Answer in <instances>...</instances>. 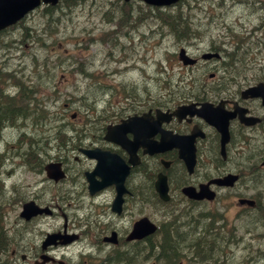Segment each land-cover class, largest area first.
<instances>
[{
    "label": "rangeland",
    "instance_id": "rangeland-1",
    "mask_svg": "<svg viewBox=\"0 0 264 264\" xmlns=\"http://www.w3.org/2000/svg\"><path fill=\"white\" fill-rule=\"evenodd\" d=\"M121 2L122 0H79L78 2L62 3L50 11L46 8L36 9L28 16V19L32 21L28 27L25 26L23 29L16 30L15 33L6 32L0 35V71L7 73L6 70H9L16 75L15 78L19 82L25 85L34 84V88L38 91L36 93L37 99H42L43 102L47 103L43 112L47 115L50 114L56 119L55 122L63 120L65 124H76L78 128L86 123V119H100L104 116L109 120L111 116L117 114L125 98L131 99L127 103L136 100L135 97H139V99L147 96L158 98L160 89L162 91L164 89V82L161 79H169L174 82L180 71L186 75H188V71L195 72L196 68L184 69L180 67L179 62L175 61L174 51L177 50V45L174 38L167 33L162 35L151 33L148 28L142 27L143 23L149 26L151 21H142L138 29L135 32L129 30L127 36L112 37V33L109 34L107 31V26L112 25L111 22H106L107 14L111 16L112 13L111 17L120 16L123 22L134 16L135 10H128L126 7L121 8L119 6ZM133 6L147 9L139 3H133ZM199 22L202 24V19ZM97 31H102L104 34H98ZM141 32H145V35L142 36ZM192 39L197 40L191 41L193 47L197 44L202 47V35ZM153 42L154 44H152ZM124 44L126 48H124ZM83 58L86 61L81 66L85 72L91 73L90 76L78 74L75 71L77 66L69 63L71 60L79 62ZM109 66L111 67L107 70ZM19 67L23 68V73L17 72ZM69 67H71L72 73L67 71ZM103 68L107 70V73H101ZM10 78L7 76V78L1 79L0 86L12 89L11 84L2 83L3 80L7 81ZM91 80L96 82L95 88L90 86ZM102 85L107 86V89H102ZM95 89H100V91L97 92ZM33 97H35L34 94ZM29 98L30 104L33 101H31L32 97ZM72 113H75V117L70 118ZM69 125L67 126L69 127ZM52 126L53 124H47V127ZM15 129L14 126H7L2 130L3 134L0 138V154L4 159H2L3 168L0 165V203L2 198L5 199L3 213L4 216H7L9 212V217L16 213L23 198L14 191V188L18 187L15 184L17 182L25 183V187H18V191L23 189L28 191L32 189L28 183L32 182L33 178L32 171H29L27 177L24 178V170L19 168L20 165L16 166V169L9 166L15 161V144L25 147L23 153L28 156L33 153V147L37 144L35 141L42 139L39 132L22 133L15 132ZM60 131L67 133L65 128ZM52 143L53 141L49 142V144ZM45 147L48 148L49 158L56 154L61 158L63 157L66 160L65 164L69 173L74 176L76 171L73 168L74 166L78 167V164L74 165L70 162L71 153L68 150H63L64 155H61V150H56L55 146ZM252 147L253 145H250L242 155L244 156L245 152L251 150ZM262 160L250 159L244 162L238 168L242 172L240 178L242 181L234 189H226L221 193L223 195L218 202L219 209L223 210L221 220H228L233 224L224 226L223 229L227 232L232 230V236H228L232 239L228 240L224 237L219 241L216 252L202 254V257L190 258L188 260L190 264H218V262H222L221 264H264V252L260 254L261 249L264 248V224H261L264 223V209L255 210L256 215H244L242 207L238 210L233 206L234 194L240 192V194H252L257 197L260 203L264 204V164H261ZM236 163L235 157H231L224 164V167L234 166ZM82 164L86 166L87 160H81L79 165ZM176 171L174 169V172ZM61 187L66 190L65 186ZM46 190L51 194L60 193L55 192L52 188ZM75 192L77 195H82L78 190ZM12 194L18 196L11 198ZM76 197L73 199L68 195H61L63 203L66 205L72 201V209H74V211L66 212L68 224L79 229L89 225L90 232L95 230V226L101 227L98 228L99 233L104 224L102 221L95 222L98 221L97 213L102 211L101 207L103 206L88 202V205H83L84 208L77 210L75 207L79 206L78 204L82 205L84 201L76 200ZM65 198L67 200H64ZM173 208H175L173 215L182 218V215L187 214V219L192 216L193 219L197 220L194 222L199 224L202 221L201 211L214 215L213 212L217 210V204L208 203L205 205L198 202L189 206L185 200L176 199ZM80 211L88 214L93 211L95 214L85 217L84 222L86 223H84L78 219ZM228 211L232 212V216L229 215ZM200 212L201 214H199ZM139 214H148L161 221L160 216L152 207L147 205L139 207L130 203V207L126 209V218L116 220L117 224H121L119 226L120 233L124 230L127 231L131 221ZM254 219L255 222H252ZM88 234L86 232L87 236ZM116 246L125 247L119 244ZM112 247L113 245H111ZM160 247V244L150 245L146 249L138 251L136 255L133 252L131 255L135 257V261L137 260L136 264H149L147 261H143L140 255H159ZM105 250L104 246L95 247L96 254L99 256L103 255ZM70 251L74 253L72 257L75 261L79 259V256L76 255L84 252L76 245H71L66 249H58L57 253ZM225 251H233V254H225ZM185 252L184 250L182 254ZM65 261L69 263L70 258L66 257Z\"/></svg>",
    "mask_w": 264,
    "mask_h": 264
},
{
    "label": "flooded vegetation",
    "instance_id": "flooded-vegetation-1",
    "mask_svg": "<svg viewBox=\"0 0 264 264\" xmlns=\"http://www.w3.org/2000/svg\"><path fill=\"white\" fill-rule=\"evenodd\" d=\"M241 1L245 3L241 4L240 13L246 10L248 11L249 16L247 17V22L244 21V18H242L241 20H239L241 21L240 24L232 27L231 29L226 30L225 35H219L217 39L215 40L212 37H208V39L206 40L202 39V51L203 52L204 51H210V52L215 51L219 53L218 56H213L211 58L202 59V63L204 64L205 67L209 68L210 70V73L208 76L209 79L215 80V83L217 84L216 89L219 92H217L216 98H214V102L217 103L219 100H224L223 105L228 110L232 109L234 106V102H236V104L246 109L244 115L260 116L261 126L263 127L264 126V109L262 108L260 104V100L257 98H242L241 97L240 90L244 86L241 87L240 85L251 84L254 81L256 82L257 79H255V76L253 74V67H247V65H244V63L247 61L246 55L244 54V52L240 54H237V53L240 51V49H242V46H244V43H238V41L244 38V37L239 38V35L243 34V30L244 28H246V25L248 26L247 33L249 34V36L247 37L248 48L253 49V48L258 47V46L254 47V41H255L254 32L256 29H259L260 33H264V0H241ZM219 14H220L219 12H207L204 9L202 10V18H206V17L210 18L213 16L217 17L219 16ZM262 29H263V32H262ZM229 35H233L236 37L234 39H231V41H227L226 37ZM223 36H225L224 40L222 39ZM232 41H235V43ZM231 55L232 57H230ZM18 60L24 61L22 59H18ZM6 71L7 73H5V71H0V80L3 78L4 79L7 78V76L8 78L9 76L11 78L13 77L15 78L16 75L12 74L9 70H6ZM17 72L23 73L24 70L23 68L19 67V70H17ZM247 77H249V80L247 79ZM132 103L137 104V101L132 102ZM152 104L151 105L144 104L142 108L137 107V108L129 109L127 112L124 111L123 117H126L128 114H135V113L140 114L145 111H150L151 116L148 117V120L151 121L156 116L155 111H154L155 107H153ZM172 108L173 106L166 107L165 109L168 111H171ZM124 109H125V106H124ZM114 120L115 119L109 118V120H105V123L111 124V123H114L112 122ZM192 124H197L203 133L201 138L199 137L196 139V147L197 149H199L200 169H199L198 176L196 178L190 179V181L186 183L198 184L200 181H205L212 176L222 175L224 174L223 172L225 171H233V170H235L234 173H236L238 175V178L240 179L242 176V172L238 169L236 170L235 166H232L231 168H228L226 170L222 169V166H221L222 160L219 156V151H218L219 150V134L218 132L215 131V129L212 126L208 125L201 117L193 116L192 118H190V120H188L187 116L183 119H180L175 115H171L167 122L162 123V126L166 129H170L177 133H188L190 131V127L192 126ZM96 127H98V125H96ZM101 127L102 126H99V128ZM228 128L230 132V142L227 144V152H228L230 145L233 142V138L234 139L237 138V136H239L241 132H247V133L252 134L256 128L259 129V124L253 125V126L245 125L244 123L240 121L238 115H236L234 118L229 120ZM104 132H105V128H104ZM127 135L128 137H132L131 133H128ZM153 137L155 139H158L159 137L158 133H155ZM107 144L108 145L106 146V148H109L117 152L125 161H127L128 154L123 147L113 144L110 141L107 142ZM137 155L139 157V164L137 166H132L130 168L129 175L124 178V185L126 186L128 190V193L125 196V201L127 200L128 196H136V204L141 205L142 196L154 195L155 193L154 183H155V179L157 177L158 172H163L167 175L168 184L170 186V182L173 179H175V177H177L176 172L174 171L171 172L173 170V166L175 164H178L180 166L178 173H177V175L179 176L180 173L182 174L181 167L184 170V165H183V162L178 157L176 149L168 150L163 155H156V154L148 155V154L143 153L142 147H138ZM161 157H164L165 159H167V161H169L168 167L165 169L159 168V167L153 169L152 165H155V163H157V161ZM145 163L150 165L146 169L143 168V164ZM261 164H264V160H262ZM202 166L204 167L203 169H202ZM64 168L66 169L65 166ZM67 173L68 172L66 170V173H65V176L67 175V177H65L66 179L62 178L60 180L49 179V178H46L47 176L45 175L41 176L39 181L34 183L35 189L28 190L25 193L24 200H34V202L38 205L49 206L51 208L50 214L52 215L65 214V212L63 211L65 210L64 209L65 203H63V200H61V195L62 194L65 195V191L62 189L63 187L61 186H66V189L71 191L66 194H69L72 198L76 197L75 191H77L78 188H81L79 189V191H82V193L88 194L87 190H85L86 189L85 181L78 179V178H73V175L69 173L67 174ZM186 183H182L181 186ZM51 188L54 189L55 192H60V193L51 194L47 192L46 189H51ZM101 189L102 190L98 191L100 193L97 194V196L94 199H92V202H96L99 205H103L104 210L102 211L103 215L101 216V218L104 220L103 221L104 224L107 225L108 227L111 226L117 229L118 224L116 223L115 219L120 218L122 215H119V216L114 215V213L111 212L110 204H109L110 198L111 196H113L115 188L113 185H108ZM169 189H171V186L169 187ZM221 191L222 190H219V191L217 190V193H218L217 200H218V197ZM64 200H67V199L65 198ZM125 201H124V205H125ZM242 206H245V204H243ZM256 207L259 209V211L260 209L261 210L264 209V206L261 207L260 205H257ZM252 214L256 215L255 211ZM40 220H42L40 219V216H36V217L31 218L30 221L22 220L23 222H19L17 224V226H20L21 229H16V231L14 232V236H12L13 238L12 243H10L7 246V251H4L1 254V256L6 261V264H40L39 257L42 255V253L47 254L48 258H50L49 264H56L58 259L62 258L63 255H60L57 253V250L59 248L54 247V245L47 246L45 248L46 250L41 249L40 242L42 238L44 237V234H41L40 232L35 231L38 234L34 235V228L36 227V224H33V222L40 221ZM252 222H255V219L252 220ZM216 224L219 225L215 229L216 237L218 241H221L226 236V232H227L223 229L224 226L225 225L229 226V224L230 225H233V224L228 220L226 222L216 221ZM261 224H264V223H261ZM199 227L200 228L196 231V233L198 232L202 234V223ZM55 228L58 229V226H55ZM66 229L68 231H71V229H69L67 225H66ZM173 230L174 229L172 228L171 229L172 234L175 232V230L174 231ZM203 231L205 230L203 229ZM228 233L232 234V230H229L227 234ZM263 252H264V248L261 249L260 254ZM225 254H233V251H225ZM221 263L222 262H218V264H221ZM179 264H183V263L180 262ZM199 264H202V263H199Z\"/></svg>",
    "mask_w": 264,
    "mask_h": 264
},
{
    "label": "water",
    "instance_id": "water-1",
    "mask_svg": "<svg viewBox=\"0 0 264 264\" xmlns=\"http://www.w3.org/2000/svg\"><path fill=\"white\" fill-rule=\"evenodd\" d=\"M37 0H0V19L1 18H7L8 16H15V13L20 12L21 10L32 6L34 4V2H36ZM157 3H161V2H168L169 0H151ZM14 14H12V13ZM259 86V85H258ZM258 86H254L249 88L251 90L252 93L254 94H261V96L263 97V101H264V93L262 92V90L258 89L256 91H254ZM193 161V159H192ZM47 171L49 174L54 175L55 174V165H53V163H50L46 166ZM233 179H235V176H228L225 177L224 179H214L216 180L218 183H224V184H231ZM194 189V188H192ZM184 192L189 194L190 196H194L197 198L206 196V197H212L213 193L209 192V190H207L205 188V186H202V188H200V190L196 193H194L192 190L190 189H184ZM160 195L163 198H167L166 195V188L165 187H160ZM154 225L148 220L147 217H142L140 218L138 221L135 222L134 227L132 229V231L129 234V237H140L143 236L145 234H147L148 232H151L154 229Z\"/></svg>",
    "mask_w": 264,
    "mask_h": 264
},
{
    "label": "trees",
    "instance_id": "trees-1",
    "mask_svg": "<svg viewBox=\"0 0 264 264\" xmlns=\"http://www.w3.org/2000/svg\"><path fill=\"white\" fill-rule=\"evenodd\" d=\"M160 22H164L165 24L169 25L172 28H182L183 26H185V22L181 17H176L174 14H167L165 16H162V20H160ZM186 27V26H185ZM4 102L2 101V103L0 104V111H3L4 109L1 108V106H5ZM5 108V107H4ZM2 109V110H1ZM0 119L4 120L5 118L2 117V115L0 114ZM192 216H189V218H191ZM4 234L2 233V230L0 228V248L4 245ZM161 245V244H160ZM170 250L169 246H164L162 245L159 248V255H163L165 256L167 254V252Z\"/></svg>",
    "mask_w": 264,
    "mask_h": 264
},
{
    "label": "bare ground",
    "instance_id": "bare-ground-1",
    "mask_svg": "<svg viewBox=\"0 0 264 264\" xmlns=\"http://www.w3.org/2000/svg\"><path fill=\"white\" fill-rule=\"evenodd\" d=\"M260 24H261V23H260ZM259 27H260V25H259ZM259 27H258V28H259ZM262 30H263V29H262ZM233 56H234V55H233ZM230 57H232V55H231ZM227 60H228V59H227ZM230 61H231V60H230ZM235 61H236V60H235ZM227 62H228V61H227ZM232 62H233V61H232ZM224 64H225V63H224ZM99 66H100V65H99ZM232 66H233V64H232ZM217 68H218V67H217ZM222 68H223V67H222ZM226 68H227V67H226ZM107 69H108V68H107ZM219 69H220V68H219ZM219 69H218V70H219ZM227 69H228V68H227ZM234 69H235V68H234ZM103 70H104V68H103ZM231 70H233V69H231ZM94 71H95V70H94ZM220 71H221V70H220ZM226 71H227V70H226ZM99 72H100V71H99ZM99 75H100V74H99ZM138 98H139V97H138ZM3 105H4V104H3ZM150 105H151V104H150ZM150 105H149V106H150ZM4 107L6 108V106H4ZM4 107L1 106V108H3V109H4ZM146 107H147V106H146ZM1 110H2V109H1ZM262 115H263V114H262ZM0 118H1V117H0ZM1 120H2V119H1ZM40 141H41V139H38V140L35 141V143H39ZM1 167L3 168V166H1ZM11 168H12V167H11ZM11 168H10V169H11ZM8 170H9V169H8ZM238 170H239V169H238ZM173 171H174V170H172L171 172H173ZM2 173H3V172H2ZM2 173H1V174H2ZM234 175H236V176L238 177V175H237L236 173H234ZM1 176H2V175H1ZM173 176H174V175H173ZM36 179H37V178H36ZM0 181H1V180H0ZM10 181H11V180H10ZM7 183H8V182H7ZM152 187H153V186H152ZM142 192H143V191H142ZM148 193H149V192H148ZM145 194H146V193H145ZM149 194H150V193H149ZM141 196H142V195H141ZM138 198H139V197H138ZM141 198H142V197H141ZM141 201H142V200H141ZM141 203H142V202H141ZM78 205H79V204H78ZM114 215H115V214H114ZM173 231H174V230H173ZM0 244H2V243H0ZM161 246H162V245H161ZM148 252H150V251H148ZM148 252H147V253H148ZM208 256H209V255H208Z\"/></svg>",
    "mask_w": 264,
    "mask_h": 264
}]
</instances>
